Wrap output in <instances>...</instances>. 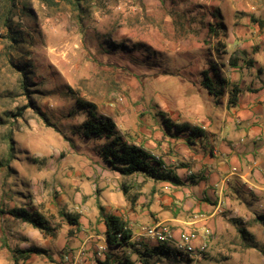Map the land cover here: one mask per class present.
I'll use <instances>...</instances> for the list:
<instances>
[{"label": "rangeland", "instance_id": "1", "mask_svg": "<svg viewBox=\"0 0 264 264\" xmlns=\"http://www.w3.org/2000/svg\"><path fill=\"white\" fill-rule=\"evenodd\" d=\"M260 36L264 0H87L78 8L62 0H0V161L12 154L9 167H0V211L25 206L51 229L0 215V264H62L63 254L82 244L81 264H100L98 202L111 212L118 198H146L138 177L124 178L100 163L102 141L83 136L86 115L76 110L77 100L93 104L96 117L110 119L125 139L146 142L160 155L164 120L194 128L196 121L188 119L202 118L201 73L223 67L229 76V58L243 64L242 54L258 51ZM248 198L252 216H238L236 228L251 237L253 248L232 231L196 263L158 255L146 264H264V195ZM138 206L144 209L141 201ZM65 213L81 216L79 232L65 223ZM131 243L140 244V252L148 247L137 236ZM28 248L46 254L17 259L16 250ZM129 256L131 264H144Z\"/></svg>", "mask_w": 264, "mask_h": 264}, {"label": "crops", "instance_id": "2", "mask_svg": "<svg viewBox=\"0 0 264 264\" xmlns=\"http://www.w3.org/2000/svg\"><path fill=\"white\" fill-rule=\"evenodd\" d=\"M258 39V51L246 55L241 53L252 62L250 66L241 63H237L236 68L228 66L229 76L224 74L223 67L217 68L222 78L241 89L235 106H227L226 89L221 96L213 97L202 87V80L197 85L199 95H205L206 108L203 107L202 118H189L188 121L195 120L193 123H197L196 127L200 130L204 128L200 136L191 139L188 144L184 131L177 133L173 127L169 130L163 128L160 136L165 142L160 148L165 150L156 156L153 149H146V142L134 143L161 160L180 183L133 175L145 184L146 198L139 196L140 199L134 203H129L126 198L124 203L118 198L119 206L116 205L118 208L111 212L107 210L109 206L98 202L106 213L119 216L126 223L132 232V241L139 231L136 227L144 221H149V225L163 222L176 230L187 226L196 228L200 235L206 230L212 231L216 238L208 242L209 249L211 245L227 241V234L232 231L239 233L242 228H236L238 216H252L246 206L249 193L264 195V36ZM213 106L219 107V111L216 112ZM171 124L186 126L184 123ZM187 127L192 128L191 125ZM100 163L105 170H111L101 159ZM133 176L122 177L130 179ZM127 192V185L123 184L121 193L124 197ZM106 200L113 206L112 199L108 197ZM139 201L144 208L142 210L139 209ZM100 224L104 232V225L102 222ZM103 238L104 235L101 241Z\"/></svg>", "mask_w": 264, "mask_h": 264}, {"label": "trees", "instance_id": "3", "mask_svg": "<svg viewBox=\"0 0 264 264\" xmlns=\"http://www.w3.org/2000/svg\"><path fill=\"white\" fill-rule=\"evenodd\" d=\"M68 4H71L74 8H78L81 2L87 0H62ZM208 33H212L211 27L208 28ZM114 47L123 48V46H117L116 44L111 43ZM118 48V49H119ZM242 63L245 66H250L251 61L242 59ZM228 66L230 68H236L237 59L230 57L228 60ZM19 69V68H17ZM24 75L23 69H20ZM202 87L207 90V92L213 97H219L224 93L228 95L227 106L233 107L237 104L238 96L241 92V89L238 85L234 83L227 82L224 78L219 75L218 69L215 67H210L208 71H203L201 73ZM20 87L23 91H27L26 82L24 79L21 80ZM29 91V90H28ZM29 107H33L31 104ZM76 110L84 111L83 114L86 115V120L80 126L81 132L84 137L87 139H92L96 141H102V144L99 146V157L104 163V165L119 173L122 176L130 177L133 175H142L146 178H151L156 181H168L174 184H179V180L176 176L168 170L163 162L155 157L151 156L144 148L134 144L116 131L115 124L107 118L96 117V111L93 104L76 101ZM17 116L21 117V113H17ZM46 122V119L44 118ZM170 127L175 128L177 133L182 131H188L189 135L186 137V142L190 144V140L194 139L201 134L199 128H188L185 125H172L167 124V121H163V128L169 130ZM12 150V147L9 148V151ZM12 159V154L9 152L8 159L0 161V167H9V163ZM98 212L101 222L104 225V239L106 242V251L104 253L105 261L100 264H131L130 262V253L131 255H136L139 258V261L146 264L145 258H152L153 256H171L175 259L181 257L186 261L190 262L187 256L179 254L175 251L170 250L164 246H152L144 247L143 252H140L142 246L136 247L137 244L131 243L132 232L126 226V223L116 215L108 214L104 211L103 207L98 205ZM0 215H7L12 219L18 220L22 223L32 226L34 229L41 231H50L51 229L47 226L46 220L43 217L26 208L25 206L6 208V210H1ZM65 223L74 231H79V214H64L62 216ZM258 220H263L262 217H259ZM235 220L233 223L235 224ZM237 224V222H236ZM72 234V231L69 232ZM239 234L242 241L249 248L251 246V237L246 235L244 229H239ZM252 241V240H251ZM6 247H8L6 245ZM124 248H129V254L123 258H117L115 253ZM260 252H262L260 250ZM17 259L26 261L30 258L31 255H45V251L37 248H28L26 250H16ZM16 258V257H15Z\"/></svg>", "mask_w": 264, "mask_h": 264}, {"label": "built area", "instance_id": "4", "mask_svg": "<svg viewBox=\"0 0 264 264\" xmlns=\"http://www.w3.org/2000/svg\"><path fill=\"white\" fill-rule=\"evenodd\" d=\"M201 130H204L202 127ZM189 135V132H187ZM137 237L148 245L164 246L173 251L187 256L192 263L199 261L208 250V242L216 237L212 231L206 230L202 235L196 228L185 227L180 230L174 229L171 225L163 222L154 223L142 227L137 232ZM137 244L136 247H139ZM82 245L75 252H66L62 256V264H81L84 256ZM106 251V242L103 238L96 247V256L102 257Z\"/></svg>", "mask_w": 264, "mask_h": 264}]
</instances>
